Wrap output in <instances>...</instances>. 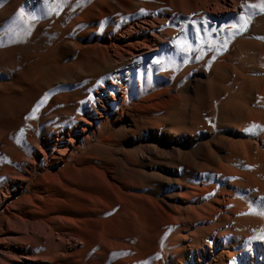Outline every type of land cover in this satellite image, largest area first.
<instances>
[{
  "label": "rangeland",
  "instance_id": "374dc122",
  "mask_svg": "<svg viewBox=\"0 0 264 264\" xmlns=\"http://www.w3.org/2000/svg\"><path fill=\"white\" fill-rule=\"evenodd\" d=\"M87 1L0 3V150L13 132L62 143L33 181L3 195L0 264H158L180 245L185 264H203L218 240L231 252L222 264H264V12L249 7L259 0H220L223 12L205 16L201 0H109L91 46L84 31L64 30ZM81 68L88 75L76 78ZM106 83L150 105L130 111L134 122L124 106L106 123L91 92ZM141 112L160 121L143 124ZM14 146L0 154V186L18 149L33 152ZM169 202L196 206L194 223L176 228Z\"/></svg>",
  "mask_w": 264,
  "mask_h": 264
},
{
  "label": "bare ground",
  "instance_id": "6f19581e",
  "mask_svg": "<svg viewBox=\"0 0 264 264\" xmlns=\"http://www.w3.org/2000/svg\"><path fill=\"white\" fill-rule=\"evenodd\" d=\"M8 1L9 0H0V3L6 4ZM44 1L45 0H28V4L31 8L36 9ZM232 1H234V4H236V5L238 4V0H232ZM108 2H109V0H93V1L88 0L85 3H81L80 5H78L76 7V10H74L70 15H68L67 21L65 22L64 30L75 31V32L84 31L85 33L89 34L86 37V40H87L86 43H90V44H86V45L91 46V43H96L98 41V34L101 32L102 26L104 25V17H103L105 15L104 7L109 4ZM196 3H199V5H197L195 7V12H197L199 16H205L207 14L219 15L221 12H223V9L220 6V0H201V1H196ZM225 8H226V6H225ZM162 37H163V39L166 38L165 35H163ZM138 40H140L141 44H143L144 46H147L149 48L152 46V43H153V38H150L148 36L138 37ZM70 44L74 45V42L71 41ZM133 46H135V45H133ZM129 47L131 49L132 45L129 44ZM124 51H126V50L124 48H121V53H123ZM121 55H123V54H121ZM75 65H71L70 67L67 66L68 68H65V69L72 70ZM79 65L82 66V64H79ZM80 70L81 71L74 74L76 76V78H83L86 75H88V74H85V70L83 68H81ZM35 75H36V73H35ZM68 75L69 74H61V76H64V77H67ZM34 81H35V79H34ZM36 86H37V82H36ZM126 87H127L126 85L112 86L110 83H106L102 87H96L95 89H93L91 91L92 94L99 93V97H101V99L96 98V101L99 104V107L96 110H98L100 117L103 119L104 122L107 123L109 119H112L113 121L120 119L122 112L119 114L117 112V109L123 108L124 106L128 107L127 112L130 114V111L135 110L136 107L144 106V103L147 105H150L149 98L144 97V96L139 97L134 92L130 93ZM100 88H101V90H100ZM102 88L105 89V91L109 92V95H111L115 101H111V99L108 96L104 95L102 92ZM114 90H119V92H121V97H119V98L116 97ZM36 91H38V90H36V88H35L34 92H36ZM20 93H21V91H20ZM134 100L136 102L133 103ZM14 116H16V117H14L15 123H18L20 121V117L18 115H14ZM130 116H131L132 121L134 122L136 119L133 118L134 117L133 115L130 114ZM139 116H140L139 118L143 124L148 123V124L152 125V124H157L160 121V118H158V116H155L149 112H141V113H139ZM163 124L170 125V128L165 131V134H167L166 137H169L168 140H169V144H170L172 142V139H173V137H171L170 135L175 136V134H173V133L176 132V130L179 128V125L176 121L174 122L172 119L165 121ZM78 126L82 130L84 129V126H82V124H78ZM92 128L93 129L95 128L94 124H92ZM75 132H76V128L72 131V133H75ZM168 134H169V136H168ZM10 135L14 136V141L12 143H11V139L9 141L8 140L5 141L3 148L0 150V154H3L5 151L10 152V150L13 147H15L14 145L18 144L21 140L26 141V143L28 145L31 144L33 147V152L29 155V157H25L23 152H21L18 149V152L16 154L18 157V161L15 163V166H13L12 168L7 167L9 173L11 174L10 179L8 180V182L5 185L0 186V190L3 191V194L0 196V204L3 202V198H2L3 195H5L6 193H7L6 196L9 195L10 190H11L10 187H13V190L15 191L19 187L23 186L24 181L26 182V184L30 181H33L35 173L40 170L39 167L41 165L48 163L50 160H52L53 153H54L53 149L60 147L62 144L59 141H56L53 144L48 143V142H43L42 144L39 142H33L32 143L31 139L26 140V132L21 133V134H15L13 132ZM56 139L60 140L61 137L59 136ZM63 140H65L64 141L65 144H72L73 137H71V134H69V136L67 138H63ZM51 147H53V149ZM206 148L208 151H211V148L209 146L205 147V146H202V144H201L199 146V148L197 147V149L201 153H204L206 151ZM21 160L28 162L29 165H27L26 167L22 166ZM222 166L225 167L224 165H222ZM246 176H248V174H246ZM170 180H171V178H168V181H170ZM251 180L252 179H250V181ZM246 182H248V179ZM247 185H248V183H247ZM25 187H26V190H29V187H27V186H25ZM203 190H205V189H203ZM172 194L173 195H170V197L171 198L175 197L176 193L173 192ZM178 196L181 198V200H184L182 194H179ZM215 201L220 202L221 200L217 198V199H215ZM168 207H169L168 210H170L169 217L174 219V226L176 228L181 226V225H182V227L185 228V226L187 227L189 224L194 223L193 220H194L195 216L193 217L192 213L194 211V208H196V206L183 208V206H181V204H174L173 202H169ZM243 207H244V204H243ZM198 208H200V207H197V209ZM243 219L248 220V218H245V217H243ZM195 221H197V220H195ZM199 230L201 231V229H199ZM182 236L183 235H180V237H182ZM218 242L221 244V247H223V248L222 249H215V248L211 247V251L205 255L204 259L199 258L201 261H203L202 262L203 264H209L211 260H214L211 264H222L224 262V259H225L224 258L225 253L228 255L231 254L230 250L225 248V247H228V245L226 243H224L220 240H218ZM208 245L211 246V242L210 243L208 242ZM173 246H174V244H173ZM189 247H191V245H189ZM164 250H165V253H162L161 256L159 257V263L158 264H179V263L185 264V255L183 252L184 249L182 248V245H180V247L175 250V253L177 255L176 257L170 255L167 252L168 250L166 251L165 248L163 249V251ZM0 251H1V247H0ZM203 251L206 252V250H203ZM253 258H254V254H253ZM253 260H254L253 262H255V258Z\"/></svg>",
  "mask_w": 264,
  "mask_h": 264
},
{
  "label": "snow or ice",
  "instance_id": "6c2138e0",
  "mask_svg": "<svg viewBox=\"0 0 264 264\" xmlns=\"http://www.w3.org/2000/svg\"><path fill=\"white\" fill-rule=\"evenodd\" d=\"M250 8H259L260 11L264 12V0H259V3L258 4H252V5H249ZM247 27V21L244 20V17L242 16L241 17V24L239 26V30L240 31H244Z\"/></svg>",
  "mask_w": 264,
  "mask_h": 264
}]
</instances>
